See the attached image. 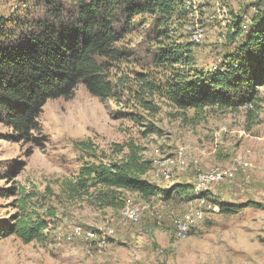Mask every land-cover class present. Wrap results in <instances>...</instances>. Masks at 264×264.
<instances>
[{
  "label": "rangeland",
  "instance_id": "rangeland-1",
  "mask_svg": "<svg viewBox=\"0 0 264 264\" xmlns=\"http://www.w3.org/2000/svg\"><path fill=\"white\" fill-rule=\"evenodd\" d=\"M34 2L0 0V19L27 16L36 11ZM260 9L264 0H184L185 15L171 26V35L176 45H191L192 68L213 73L240 41L231 40L233 22L240 18L249 27ZM151 25L148 16L136 18L118 44L130 56L110 69L114 99L92 97L80 85L70 99L47 102L34 134L40 146L10 141L12 131L0 125V228L33 213L48 226L43 241L25 244L16 236L0 237V264H264V86L255 104L235 112L207 110L196 122L191 113L181 116L157 96L152 99L157 111L143 110L134 98L135 74L163 81L169 71L152 63ZM198 28L204 38L195 45L190 36ZM80 143L91 144L92 150H81ZM130 145L152 163L145 176L151 185L165 190L191 185L193 195L207 197L186 202L156 196L145 202L121 193L124 205L117 209L100 207L88 196L68 199L67 182L76 180L84 164L119 160ZM179 153L186 166L170 167L169 180L156 177L160 163ZM236 161L248 167L236 166L230 180L197 186L198 172L230 169ZM214 201L241 208L234 215L221 214ZM128 204H147L149 211L137 224L118 225ZM47 209L55 211L54 218H47ZM187 215L189 233L177 240L175 221ZM110 222L114 234L100 252L87 251L72 234L73 227L99 231Z\"/></svg>",
  "mask_w": 264,
  "mask_h": 264
},
{
  "label": "trees",
  "instance_id": "trees-1",
  "mask_svg": "<svg viewBox=\"0 0 264 264\" xmlns=\"http://www.w3.org/2000/svg\"><path fill=\"white\" fill-rule=\"evenodd\" d=\"M34 4L36 11L27 16L0 19V125L12 131L8 137L12 142L40 146L34 134L39 132L43 107L52 100L70 99L80 85L92 97L114 99L110 69L130 56L118 44L139 17L152 20L153 65L169 70L163 81L149 73L135 74L134 98L143 110L156 112L152 99L157 96L181 116L191 113L196 122L207 110L235 112L255 104L258 88L264 86V9L246 32L240 18L233 22L231 40L240 41L211 73L191 67L190 44L173 41L171 26L183 19L184 0H35ZM79 148L91 151L92 145L80 143ZM127 149L119 160L84 164L76 180L67 182L68 199L88 196L100 207L117 209L124 205L121 193L135 194L145 202L156 196L186 202L207 197V193L193 195L191 185L154 187L145 179L152 163L137 147ZM213 205L225 215L241 208L219 201ZM46 212L47 218H54L55 211ZM32 215L0 228V237L16 236L25 244L43 241L47 222Z\"/></svg>",
  "mask_w": 264,
  "mask_h": 264
},
{
  "label": "built area",
  "instance_id": "built-area-1",
  "mask_svg": "<svg viewBox=\"0 0 264 264\" xmlns=\"http://www.w3.org/2000/svg\"><path fill=\"white\" fill-rule=\"evenodd\" d=\"M242 31L246 32L248 30L247 25H241ZM204 38V30L202 28L195 29L190 36V43L198 45L202 42ZM183 154L179 153L175 159H165L160 163L159 169L156 170V177H163L165 180L170 179L168 174V169L170 167L184 168L186 166L185 160L182 158ZM246 168L247 163H242V161H236L233 167L230 169L213 168L206 172H198L197 174V186L205 187L210 184H218L224 180H230L234 177L237 167ZM149 211V206L147 204L135 205L128 204L122 208L120 211L118 225L127 226L131 224H137L142 215ZM155 217H160L158 212L153 213ZM191 223V215L183 217V219H178L175 221L173 236L177 239H183L189 233ZM72 234L80 238L86 245L87 251H97L100 252L108 245V241L114 234V228L111 222L106 225L102 230L92 231L84 230L80 227H73Z\"/></svg>",
  "mask_w": 264,
  "mask_h": 264
}]
</instances>
